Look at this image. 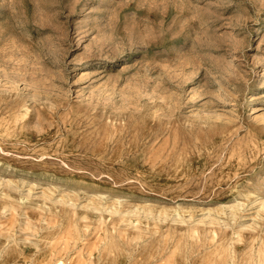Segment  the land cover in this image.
Returning a JSON list of instances; mask_svg holds the SVG:
<instances>
[{
	"label": "rangeland",
	"instance_id": "obj_1",
	"mask_svg": "<svg viewBox=\"0 0 264 264\" xmlns=\"http://www.w3.org/2000/svg\"><path fill=\"white\" fill-rule=\"evenodd\" d=\"M60 261L264 264V0H0V264Z\"/></svg>",
	"mask_w": 264,
	"mask_h": 264
},
{
	"label": "bare ground",
	"instance_id": "obj_2",
	"mask_svg": "<svg viewBox=\"0 0 264 264\" xmlns=\"http://www.w3.org/2000/svg\"><path fill=\"white\" fill-rule=\"evenodd\" d=\"M46 258V257H45ZM80 261V260H79ZM81 262V261H80ZM61 263V261L58 263V264H60Z\"/></svg>",
	"mask_w": 264,
	"mask_h": 264
}]
</instances>
